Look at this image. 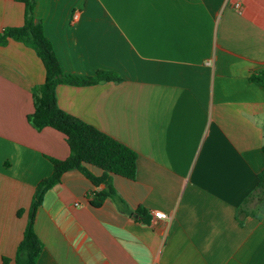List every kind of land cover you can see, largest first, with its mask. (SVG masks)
<instances>
[{"label": "crops", "instance_id": "0c3cea01", "mask_svg": "<svg viewBox=\"0 0 264 264\" xmlns=\"http://www.w3.org/2000/svg\"><path fill=\"white\" fill-rule=\"evenodd\" d=\"M24 11L0 0V34ZM35 15L63 70L123 77L60 83L58 105L137 152L135 179L112 175L99 205L105 185L77 169L47 191L36 264H264V202L240 211L264 168V86L249 80L264 69V0H36ZM45 76L33 48L0 44V264H16L47 156L70 153L27 119Z\"/></svg>", "mask_w": 264, "mask_h": 264}, {"label": "trees", "instance_id": "16d2710c", "mask_svg": "<svg viewBox=\"0 0 264 264\" xmlns=\"http://www.w3.org/2000/svg\"><path fill=\"white\" fill-rule=\"evenodd\" d=\"M18 1L25 6L24 22L18 26H6L0 34V44L7 42L8 39H14L33 48L41 58L46 76L42 83L32 88L34 110L27 115V119L38 130L44 127L59 130L65 135L70 147V153L66 158L47 156L53 163V171L35 187L23 237L17 247L16 264H36L43 249V242L35 231L34 221L37 208L43 202L47 191L61 181L65 172L77 169L94 185H105L93 202L94 205H99L106 197L116 195L111 183L112 175L135 179L137 152L96 126L63 110L57 102L56 88L60 83L91 85L110 80L121 81L123 77L113 70H98L93 75L63 70L51 41L45 35L42 19L35 15L36 0ZM249 80L264 86V69L253 70L249 74ZM88 165L102 169V174L96 175ZM263 202L264 168L258 174L256 187L241 204L240 211L246 215H255ZM22 211L23 209L18 213ZM8 260L9 258H4L5 262Z\"/></svg>", "mask_w": 264, "mask_h": 264}, {"label": "built area", "instance_id": "2783aa9c", "mask_svg": "<svg viewBox=\"0 0 264 264\" xmlns=\"http://www.w3.org/2000/svg\"><path fill=\"white\" fill-rule=\"evenodd\" d=\"M154 214L157 216V217H166V214L162 211H155Z\"/></svg>", "mask_w": 264, "mask_h": 264}]
</instances>
